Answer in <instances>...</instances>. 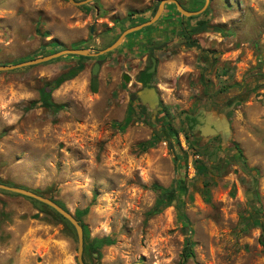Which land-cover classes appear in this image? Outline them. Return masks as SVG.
I'll use <instances>...</instances> for the list:
<instances>
[{"label":"rangeland","instance_id":"rangeland-1","mask_svg":"<svg viewBox=\"0 0 264 264\" xmlns=\"http://www.w3.org/2000/svg\"><path fill=\"white\" fill-rule=\"evenodd\" d=\"M159 1L0 0V64L77 43L96 52L151 18ZM198 15L216 27L192 34L198 47L180 33L196 19L174 4L102 55L0 71V182L74 215L86 209L87 243L113 240L83 251L87 264H264V0H209ZM150 56L155 113L137 96ZM76 66L51 92L62 108L44 106L43 85ZM212 98L227 99L232 146L214 160L218 138L200 139L184 118ZM162 188L173 193L158 207ZM76 256V233L55 210L0 189V264H78Z\"/></svg>","mask_w":264,"mask_h":264},{"label":"water","instance_id":"water-1","mask_svg":"<svg viewBox=\"0 0 264 264\" xmlns=\"http://www.w3.org/2000/svg\"><path fill=\"white\" fill-rule=\"evenodd\" d=\"M70 2H72L75 5H82V4H86L88 2H91L93 0H69ZM167 3H173L175 4L177 10L185 16H194V15H198L200 13H202L208 3L209 0H205L203 6L197 10H188L186 8H184L178 0H160L157 8L154 12V14L151 16V18L135 24L133 26H130L126 29H124L118 36L117 38L108 46H106L105 48L98 50L96 52H93L87 48H62L59 49L55 52L40 56V57H35V58H31L25 61H21V62H17V63H13V64H0V71H6V70H12V69H16V68H20V67H24V66H30V65H35L41 62H45L51 59H55L58 58L60 56H64V55H81V56H99L102 55L104 53H107L113 49H115L116 47H118V45L121 44V42L123 41L124 37L126 35H128L131 32H135L137 30H140L143 27L149 26L151 24H153L154 22H156L159 17L161 16L165 5ZM92 31V28H91ZM151 60V65L146 69V73L147 74H151L153 73V71L156 68V57L155 56H151L150 57ZM99 67V63L95 62V64L93 65L92 68V74H96L97 70ZM123 79L124 80H129V76L124 73L123 74ZM136 79H140V75H138L136 77ZM239 92V91H236ZM137 96L140 100L141 103H147L149 105V107L152 109L153 113H155L157 111V109H159L158 106V93L156 90V87H154L151 84V80L147 81L145 83V85L137 92ZM199 113L204 114L203 116H198L197 120H199L198 123L194 124L192 121L189 122V125L192 126L194 125L195 128H193V130L196 129H200L201 131V135L204 137V139L206 140V138L218 134H221V138H222V142H223V146H225L228 141H229V137H230V125H229V121L228 118L221 113H218L217 111H205L203 108H200ZM190 115L189 113H185V116ZM215 154H212L210 156V160H214L215 159ZM0 189L6 190V191H10V192H14L17 194H21L23 196H27L30 197L32 199H35L47 206H49L50 208H52L53 210H55L58 214H60L61 216H63L66 220H68L71 225L74 228V231L76 233L77 236V256H76V260L78 264H87L84 259H83V251H84V233H83V228L82 225L80 223V221L75 217V215L73 213H71L67 208L61 206L60 204H58L56 202L55 199H52L50 197H47L45 195H42L38 192H35L34 190L28 189L26 187H21V186H16V185H10V184H6L3 182H0Z\"/></svg>","mask_w":264,"mask_h":264},{"label":"trees","instance_id":"trees-1","mask_svg":"<svg viewBox=\"0 0 264 264\" xmlns=\"http://www.w3.org/2000/svg\"><path fill=\"white\" fill-rule=\"evenodd\" d=\"M200 1V0H199ZM204 3V0H201L200 1V7L203 5ZM157 5L156 4L153 8V11H152V14H154L156 8H157ZM169 5H172L174 6V4L172 3H167L165 5V7L169 6ZM130 14H132L130 12ZM189 18L191 19H196L194 21V23L191 25L190 28H186L185 26H182L181 27V30H180V33L183 35L184 37V40H185V43L188 45V46H196L198 47V42L196 39H192V34H196V33H199L201 31H205V30H212V29H216L215 26H211L209 24H207V21L203 18H200V16L198 15H194V16H189ZM147 20V19H146ZM145 21V20H142V22ZM152 26L149 25V26H146V27H143L141 28L140 30L142 29H146V28H150ZM140 30H137V31H140ZM135 31V32H137ZM135 32H131L129 33L128 35H131L132 33H135ZM75 48H85V47H80V45L77 43L74 45ZM60 48H56L54 49V52L59 50ZM74 56V55H72ZM79 57H83L81 55H79ZM81 70V67L79 66H76V67H73V68H70L68 69L67 71L59 74L52 82H47L43 85V87L40 89V100H41V103L46 106V107H49V108H52L53 110L57 111L59 109L62 108V105L61 104H56L52 101L51 99V92L54 88H56L57 86H59L61 83H63L64 81L66 80H69L71 79L72 77H74L79 71ZM152 75L153 74H147L145 73V70L141 73V76H142V81L143 82H147L149 80H151L152 78ZM91 88L93 91L96 90L97 88V85H96V82L95 80H92L91 82ZM240 153V152H239ZM7 184V183H6ZM22 187V186H21ZM35 192H38L36 190H34ZM39 193V192H38ZM173 193V189L171 188H168V189H160L159 193H158V207H163V206H166L169 204V200H170V196L171 194ZM58 204H60L61 206H63L59 201H56ZM64 207V206H63ZM86 209H83V210H76V213H75V217L80 221L81 225H82V228H83V233H84V251H88V252H95L96 249L103 245V244H112L113 243V240L109 237H104V238H100V239H93L92 241L88 242L87 243V227L86 225L81 221L80 217L83 213H85ZM57 213V212H56ZM60 215V214H59ZM61 216V215H60ZM62 218H64L63 216H61ZM65 219V218H64ZM66 220V219H65ZM66 222L69 223V225L73 228V226L71 225V223L66 220ZM74 229V228H73ZM262 244L264 245V240H261ZM191 255V249H190V245H189V242H188V245L186 246V253H185V256H189Z\"/></svg>","mask_w":264,"mask_h":264},{"label":"flooded vegetation","instance_id":"flooded-vegetation-1","mask_svg":"<svg viewBox=\"0 0 264 264\" xmlns=\"http://www.w3.org/2000/svg\"><path fill=\"white\" fill-rule=\"evenodd\" d=\"M156 63H157V61H156ZM150 65H151V60H150ZM145 71H146V69H145ZM141 73L139 74L140 75V79H136V80H137V82H139L141 84V87H143L146 82H143L142 81V79H141L142 78ZM235 93H238V92H236V90H234L232 94H235ZM222 100L225 101V102L227 101L226 98H221V100H219L218 98L217 99L212 98L210 100L211 104H210V107L208 108V110L205 108V106H200L199 108H197L192 113L187 112L190 115H188V116L186 115V116H184V118H185L186 123H187V126L190 128L192 134L197 135L200 139H204V137L201 135L200 129L193 130V128H195V127H194V125L190 126L189 125V122L192 121L194 124H196V123L199 122V120H197V117L204 115V114H201V113L198 112L200 108H203L205 111H211L214 108L218 113L223 114L224 111L221 108V106L223 104V101ZM213 138H218V141L213 146L212 154L218 155V154H221L223 152H226L227 153L229 151L230 147H232V146H230L231 145L230 142H228L225 146H223V142H222V138H221V134L220 133L215 134V135H212V136L206 138V140L205 139L204 140L205 141H209V140H211Z\"/></svg>","mask_w":264,"mask_h":264}]
</instances>
